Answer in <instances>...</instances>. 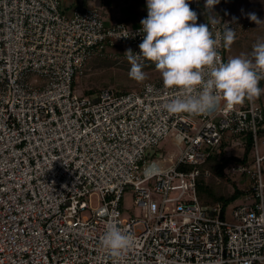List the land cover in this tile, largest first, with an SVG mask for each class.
<instances>
[{"label":"built area","instance_id":"2783aa9c","mask_svg":"<svg viewBox=\"0 0 264 264\" xmlns=\"http://www.w3.org/2000/svg\"><path fill=\"white\" fill-rule=\"evenodd\" d=\"M254 25L210 15L222 62L225 27L239 38ZM141 27L89 4L0 0V264H264V100L170 116L163 105L177 93L162 80L75 92L108 47L139 53ZM245 133L253 163L226 169L245 193L203 204L199 166L230 146L243 155ZM169 137L174 152L159 151ZM127 189L138 215L125 213ZM109 223L135 239L119 258L100 244Z\"/></svg>","mask_w":264,"mask_h":264},{"label":"clouds","instance_id":"9594fccd","mask_svg":"<svg viewBox=\"0 0 264 264\" xmlns=\"http://www.w3.org/2000/svg\"><path fill=\"white\" fill-rule=\"evenodd\" d=\"M219 2L205 0L204 7L213 11ZM197 19L188 0H147V17L140 21L139 29L143 35L141 51L125 52L131 65L130 78L143 83L147 76L140 61L148 60L160 73L163 86L177 93L163 105L170 116L207 114L221 101L232 109L245 99L253 100L264 93L259 86L264 79V43L254 46L252 59L236 56L222 62L217 51L221 37L218 34L213 38L209 26L197 24ZM250 19L261 22L254 13ZM235 38V31L226 26L223 46L230 47ZM100 244L109 255L119 258L133 248L135 239L128 231L109 223Z\"/></svg>","mask_w":264,"mask_h":264},{"label":"rangeland","instance_id":"374dc122","mask_svg":"<svg viewBox=\"0 0 264 264\" xmlns=\"http://www.w3.org/2000/svg\"><path fill=\"white\" fill-rule=\"evenodd\" d=\"M76 3L84 4V0H73ZM190 8L197 13V24H207L209 26V19L211 14L219 12L226 19L233 17H241L250 19V14H255L260 23H256L249 32H245L236 38L233 44L227 51V60L236 57L244 56L252 59V52L254 46L258 43H264V0H220L217 5H214L213 11L206 10L204 7L205 0H188ZM89 5L95 6V0H89ZM68 9H66L67 11ZM131 49L126 44H118L107 48V56L103 58L93 59L87 66L86 72L83 76L76 79L75 92L78 94H85L90 91H98L101 88L112 86L117 89L129 90L131 88L139 87L146 81L162 80L160 73L156 70L153 62L149 61L143 65L142 70L146 73V80L143 83H138L130 78L129 71L131 65L129 61L118 59L124 56L125 52ZM263 94V93H262ZM161 152H174L172 148L171 138H167L158 149ZM222 152L217 153L220 155ZM223 155L241 156L242 147H229L224 149ZM254 156L251 158L252 164ZM227 171V170H226ZM210 175V172L207 173ZM229 178L228 190L233 191V185L236 183L241 188L246 185L242 176H237L232 173H227ZM249 184L248 178H246ZM98 204L97 202H95ZM126 215H138L137 207L134 204V191L127 189L122 200ZM218 203V202H212ZM222 203V202H221Z\"/></svg>","mask_w":264,"mask_h":264},{"label":"trees","instance_id":"16d2710c","mask_svg":"<svg viewBox=\"0 0 264 264\" xmlns=\"http://www.w3.org/2000/svg\"><path fill=\"white\" fill-rule=\"evenodd\" d=\"M263 84L264 79L261 80L259 86L262 88ZM94 92L95 91L89 90L85 94L89 95ZM243 138L247 140L243 155L226 157L221 151L222 153L220 155L212 154L204 164L199 166L201 174L198 178V196L203 204L222 202L225 206H227L239 199L245 193V190L240 188L236 183L233 185V191L228 190L229 178L226 172L227 167L231 164L248 165L251 163V158L253 156L252 137L248 133H245L243 134ZM225 145L226 144L223 143L221 147L222 150L224 149ZM208 172H210V175H207Z\"/></svg>","mask_w":264,"mask_h":264},{"label":"crops","instance_id":"0c3cea01","mask_svg":"<svg viewBox=\"0 0 264 264\" xmlns=\"http://www.w3.org/2000/svg\"><path fill=\"white\" fill-rule=\"evenodd\" d=\"M83 3L89 4V0H84ZM78 4L80 2L63 0V9L65 12H70ZM95 6L101 9L108 23L122 21L129 25H137L147 16V0H95ZM260 98L264 100V93L260 95Z\"/></svg>","mask_w":264,"mask_h":264}]
</instances>
